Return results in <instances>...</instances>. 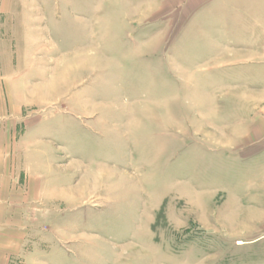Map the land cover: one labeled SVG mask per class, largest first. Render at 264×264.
Instances as JSON below:
<instances>
[{"label": "rangeland", "instance_id": "374dc122", "mask_svg": "<svg viewBox=\"0 0 264 264\" xmlns=\"http://www.w3.org/2000/svg\"><path fill=\"white\" fill-rule=\"evenodd\" d=\"M18 1L42 22L0 264H264V0Z\"/></svg>", "mask_w": 264, "mask_h": 264}, {"label": "crops", "instance_id": "0c3cea01", "mask_svg": "<svg viewBox=\"0 0 264 264\" xmlns=\"http://www.w3.org/2000/svg\"><path fill=\"white\" fill-rule=\"evenodd\" d=\"M36 4L0 0V25L8 26L3 32L0 30V219L3 220L5 216H12L13 213L15 217L18 216V209L15 212L13 208L6 209L3 203L27 200L26 174L24 172L22 176L21 171L22 151H26V135L23 145L22 140H18L21 136L19 123L23 115L22 105L27 103V89L16 79L21 74L22 61L19 58H26V51L34 49L36 52L37 49L32 43L37 42V24L42 22V14L38 10H27L38 9ZM30 5L32 6L29 7ZM28 25L31 26L30 30L34 26L29 35L26 27ZM4 248L0 243V249Z\"/></svg>", "mask_w": 264, "mask_h": 264}, {"label": "bare ground", "instance_id": "6f19581e", "mask_svg": "<svg viewBox=\"0 0 264 264\" xmlns=\"http://www.w3.org/2000/svg\"><path fill=\"white\" fill-rule=\"evenodd\" d=\"M239 243H241V242H239Z\"/></svg>", "mask_w": 264, "mask_h": 264}]
</instances>
